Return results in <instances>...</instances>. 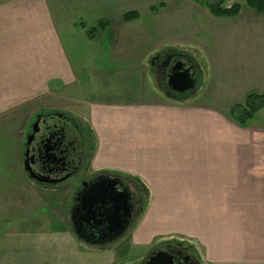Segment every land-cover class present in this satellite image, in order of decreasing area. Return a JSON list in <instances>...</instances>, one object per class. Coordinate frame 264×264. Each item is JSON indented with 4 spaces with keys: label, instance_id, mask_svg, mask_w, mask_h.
I'll return each mask as SVG.
<instances>
[{
    "label": "crops",
    "instance_id": "1",
    "mask_svg": "<svg viewBox=\"0 0 264 264\" xmlns=\"http://www.w3.org/2000/svg\"><path fill=\"white\" fill-rule=\"evenodd\" d=\"M68 5L0 0V264H118L135 245H155L154 251L168 245L151 227L164 224L166 208L156 217L144 215L142 232L117 244L90 246L73 232L70 189L37 183L24 169V129L55 108L77 111L92 127L86 175L137 178L152 191L154 205L189 207V251L199 264H264V108L244 126L226 113L248 94L264 91V13L243 6L237 16L220 17L179 5L160 23L157 40L109 38L108 45L123 50L115 57L124 66L114 76L124 96L115 91L102 101L87 99L90 83L79 81L85 66L61 35L64 23L74 28L76 53L86 38ZM166 46H173L172 54ZM196 51L209 73L201 72L203 81L193 88L194 68L182 59ZM175 55L189 74V88L166 86L168 67L164 73L158 68L160 90L146 93L152 62ZM135 61L146 66L141 76H134ZM55 94L63 95L61 106L53 107ZM26 103L33 111L23 118Z\"/></svg>",
    "mask_w": 264,
    "mask_h": 264
},
{
    "label": "rangeland",
    "instance_id": "2",
    "mask_svg": "<svg viewBox=\"0 0 264 264\" xmlns=\"http://www.w3.org/2000/svg\"><path fill=\"white\" fill-rule=\"evenodd\" d=\"M54 3H63V5H67L71 7L72 10V16L71 21L73 20L78 21L77 25L85 28V35L86 38L84 40V43H82V39L80 40V45L76 47L77 53L75 52V47L71 44V38L74 35V28L71 26L68 27L63 25L61 28V35L63 37L64 42H67L66 45L70 50L71 55L75 56V58L79 59L80 63L85 66L81 72H85V76L81 75L79 78V81H81L82 84L86 85L87 83H90L88 87H86V97L89 100V98H93L94 100L100 99V100H111L113 99L112 96L115 97V91L124 96V93L122 94L121 86L116 83L115 76L117 74V69H120V67L124 66L122 63L117 62L115 55L118 56L121 55L122 51L120 46H111L108 45L107 42H109V38H120L126 34V36H129L131 39L134 38H142L147 35H153V39L157 40L158 33L157 29L160 25V23H163L165 21L168 22L170 17H173V11L174 8L177 6H182L185 8L190 7L193 5V7L198 8V12L201 11V9L206 10L209 14L210 11L205 6L204 1L196 2L195 0H53ZM240 3L242 7H249L246 4L245 0H231L227 2V5H231L232 3ZM193 3V4H192ZM197 3V5H194ZM166 5V9H163V6ZM56 6V5H54ZM129 11H138L139 17L137 19L131 20V21H125L123 18V15L126 14ZM160 11V13H158ZM197 12V13H198ZM197 13L196 17L197 18ZM195 16V15H194ZM95 28V32L93 35V38H90L87 34V29ZM77 33L80 32L78 28H76ZM85 37V36H84ZM125 38V37H124ZM78 40V39H77ZM89 40V41H88ZM82 41V42H81ZM141 41V40H139ZM101 43V44H100ZM106 43V44H103ZM136 45H140V43H136ZM132 47L133 49H137L138 47ZM140 47V46H139ZM122 48H126L125 46ZM130 48V46H129ZM165 51H169L171 54L174 51L173 46H166ZM75 52V55H74ZM101 53V54H100ZM194 53V51H193ZM195 57L190 59L189 57L183 56L184 59L182 61L184 62L185 66L189 63L188 60L191 62V66L194 68L195 71V81L193 88L200 85V83L203 81V75L206 73H209V65L207 61L204 59L205 56L200 51H196ZM122 56V55H121ZM139 57V56H138ZM156 57V55L154 56ZM180 58L179 55H175L170 60V66L168 67L169 74L171 73V69L178 63L176 60ZM181 61V60H180ZM139 61H135L133 66V72L134 76L137 77L138 75L141 76L142 72L146 70V66H143ZM145 65V64H144ZM149 65V63H148ZM161 63L158 62H152L150 66V71L146 75L147 82L150 85L145 86L144 90L146 93H157L158 85L155 87V83L161 76L160 73H156ZM126 70H123L125 72ZM205 74H202V73ZM96 75H99L95 77ZM168 74V75H169ZM167 75V77H168ZM119 81V79H118ZM93 83L96 85L93 86ZM164 84L166 86L169 85L168 78L164 80ZM84 85V86H85ZM139 85V84H138ZM140 86H135L134 90L140 92L141 91ZM154 91H153V90ZM189 91V90H188ZM103 92L104 94H101L100 97L96 93ZM107 94V95H106ZM70 94H64V97H68ZM63 95L61 94H55L54 95V103L53 107L61 106L63 103L60 101L63 99ZM65 98V99H66ZM69 100V99H68ZM67 100V101H68ZM66 101V100H64ZM66 101V102H67ZM32 105L30 106L29 103H26L24 105V108L21 110L23 118H26L27 114H31L32 112ZM230 109L226 111L228 116L230 117L229 113ZM49 112H53V114L62 113L65 116H70L72 119H75L77 123H79V128L86 132L88 130H92V127L88 124V121L79 115H76L77 111L68 110L66 108L62 109H53V110H47L44 111L43 114H47ZM78 114V113H77ZM260 119L264 117V112L260 114ZM231 118V117H230ZM259 118V117H258ZM35 119L30 120V124L24 129L26 137L24 138V152L26 150V141H27V135L31 129L32 123ZM25 119H23L24 123ZM93 136V135H92ZM86 135V149L87 153L89 152V148L94 147V137ZM93 150V149H92ZM90 150V152L92 151ZM92 155V153H91ZM91 161V156L89 157ZM29 175V174H28ZM30 177V176H29ZM126 179V178H125ZM130 181V180H129ZM132 189L136 192V196L139 199V208L142 209L140 215L136 217L137 219L133 222V225L128 229V231L123 234L122 236L116 238L115 240L109 242V243H102L101 245H112L117 244L122 241L129 240L131 235L134 232H138L139 234L142 232V218L145 215L146 218L149 217H156L158 215V211L160 208L165 209L163 211L164 220L162 224L161 222H154V225L151 226L153 229L152 231L156 234L158 232H161L163 235L162 239L168 240V245L172 246H181L186 249L188 253L189 251V240H190V231H191V220H190V212L188 206H176V205H170V206H156L153 203V194L152 191L147 189L145 184L138 180L137 178H132V181H130ZM159 208V209H158ZM161 210V211H162ZM160 211V213H161ZM162 214V213H161ZM179 216L181 217L182 221L179 222ZM165 221V222H164ZM175 237V238H172ZM156 242H154L155 244ZM160 246V245H159ZM155 245H150V247H145L142 244L141 245H135L131 247L129 250H127V254L123 256L121 261L118 264H141L144 262L153 252H154ZM168 247V246H167ZM158 248V247H157ZM165 248V247H164ZM148 249V250H147ZM160 250V249H156ZM191 254V253H190ZM193 258L198 261L196 258L197 256L192 253L191 254Z\"/></svg>",
    "mask_w": 264,
    "mask_h": 264
},
{
    "label": "flooded vegetation",
    "instance_id": "3",
    "mask_svg": "<svg viewBox=\"0 0 264 264\" xmlns=\"http://www.w3.org/2000/svg\"><path fill=\"white\" fill-rule=\"evenodd\" d=\"M169 66L170 60L163 62L159 66L160 72L164 73ZM37 120L39 131L30 146V161L34 172L31 178L50 188L64 185V189H70L71 229L90 246L109 243L117 235L125 234L142 211L139 208V199L126 177L111 172H92L86 175L91 163L89 157L94 149L90 147L87 153L86 135L92 136L91 130L86 134L79 128L80 124L70 116L49 112L37 115L27 138L33 132ZM115 180L118 182L116 187ZM117 191L128 192L127 209L123 205L122 195ZM102 200L104 202L100 203ZM91 202H94V207H90ZM118 210L122 215L120 222L117 219ZM109 218H112L111 223L107 222ZM167 246L163 249L174 254L176 264H199L185 248Z\"/></svg>",
    "mask_w": 264,
    "mask_h": 264
},
{
    "label": "trees",
    "instance_id": "4",
    "mask_svg": "<svg viewBox=\"0 0 264 264\" xmlns=\"http://www.w3.org/2000/svg\"><path fill=\"white\" fill-rule=\"evenodd\" d=\"M196 2L204 1L205 6L211 14L220 17L237 16L242 5L240 3H232L227 5L231 0H195ZM246 4L259 13H264V0H245ZM138 11H129L123 15L125 21H131L139 17ZM95 28L87 29V34L93 38ZM264 108V91L260 93H250L246 96L243 103L234 104L230 108V117L239 125H246L251 118L261 109Z\"/></svg>",
    "mask_w": 264,
    "mask_h": 264
},
{
    "label": "water",
    "instance_id": "5",
    "mask_svg": "<svg viewBox=\"0 0 264 264\" xmlns=\"http://www.w3.org/2000/svg\"><path fill=\"white\" fill-rule=\"evenodd\" d=\"M182 68H183L182 63H177L175 65V67L173 68V72L168 77L169 84L178 92H185L189 88V86L192 84L188 72L182 70ZM38 123H39V120H37L35 122L34 127H33V132L27 138L26 150H25V154H24V169L29 174L30 177H33V175H34V172H33L32 166H31V161H30V159H31L30 146L32 144V140H33L35 134L39 131ZM117 183L118 182H116V180H115L114 181L115 187H116ZM117 192L120 196L122 195V199H123L122 201L124 202V204L123 203L122 204L124 205L125 209H127L129 207V204L127 202L128 192H124V191H117ZM104 201H105V199H104ZM104 201L102 200L100 203H103ZM93 204H94V202H91L90 207H94V206H92ZM101 205H103V204H101ZM121 216H122L121 211L118 210L117 219L119 220V222H120V220L122 221ZM104 222L106 223V220H104ZM107 222L111 223L112 218H109V220H107ZM119 236L120 235H117L115 238H117ZM99 245H101V243ZM141 264H176V263H175L174 254H172L167 249H160V250L154 251Z\"/></svg>",
    "mask_w": 264,
    "mask_h": 264
}]
</instances>
